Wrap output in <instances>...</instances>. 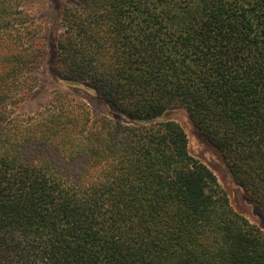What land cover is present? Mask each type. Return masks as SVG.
Listing matches in <instances>:
<instances>
[{"label": "trees", "instance_id": "obj_1", "mask_svg": "<svg viewBox=\"0 0 264 264\" xmlns=\"http://www.w3.org/2000/svg\"><path fill=\"white\" fill-rule=\"evenodd\" d=\"M0 0V264H264V230L166 116L185 110L264 211V0H67L52 43ZM94 90L107 116L57 90Z\"/></svg>", "mask_w": 264, "mask_h": 264}, {"label": "rangeland", "instance_id": "obj_2", "mask_svg": "<svg viewBox=\"0 0 264 264\" xmlns=\"http://www.w3.org/2000/svg\"><path fill=\"white\" fill-rule=\"evenodd\" d=\"M66 1L28 0L27 4L29 8L43 21L46 28L45 39L50 43H52L53 31L59 20L61 6ZM39 83L40 85L34 96L21 109L25 114H34L39 111L48 103L53 92L57 90L67 92L73 98L85 103L95 118L107 116L109 113L103 99L94 90L80 86H70L56 81L46 65L41 70ZM166 117L174 119L183 126L188 135L190 153L215 173L221 186L228 193L231 201L230 204H232L234 209L245 216L252 224L264 230L263 209L233 180L225 165L222 154L192 124L193 122L188 113L185 110L179 109L170 112Z\"/></svg>", "mask_w": 264, "mask_h": 264}]
</instances>
